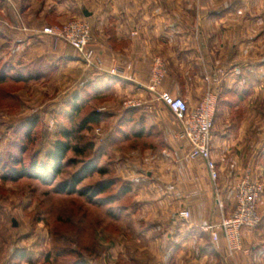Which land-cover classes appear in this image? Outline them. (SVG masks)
I'll list each match as a JSON object with an SVG mask.
<instances>
[{"label":"rangeland","instance_id":"obj_1","mask_svg":"<svg viewBox=\"0 0 264 264\" xmlns=\"http://www.w3.org/2000/svg\"><path fill=\"white\" fill-rule=\"evenodd\" d=\"M101 1L105 2V0H71V16L59 24L44 27L63 26L72 21L86 23L91 31L94 49L102 59L104 68L105 64L97 40L101 35V17H104L108 8H105ZM214 1L217 5L223 4L225 8L228 2L234 0ZM235 1L236 8L231 13L233 17L220 25V30L223 29L220 38L202 39L199 34L196 35L198 27L194 29L191 27L189 41L194 48L197 46L195 59L199 76L203 75L204 84L201 98L207 90L214 91L217 96H221L224 92L216 112L230 111L231 121L241 127L238 142L244 144L245 151L243 160H238L240 166L234 171V187L246 170H250L252 178L264 186V0H256L257 6H253L254 9L243 3L250 0ZM38 2L37 0V4ZM12 9L18 20V28L24 33L23 20L15 0ZM90 12L96 13L93 24L88 20ZM85 13L88 15L86 16ZM0 25L4 28H15L2 18ZM4 42L1 40L0 45ZM202 43L203 50L200 47ZM53 45L52 53L47 52L48 45L43 44L41 47L46 49L43 53L32 52L25 59L43 56L52 67H55L54 70L48 72L44 70V76L38 80L0 83V159L2 162H7V165H10L12 159L17 158H21L25 166H28L33 158L44 163L46 154L59 138L57 125L62 124L64 129L71 128V119H67L66 114L70 110L72 96L81 90L80 86L87 78L93 79L104 75L86 69L78 58L72 64L71 60L59 61L64 52L57 49L61 45H66L54 41ZM0 51L1 69L11 60V56L9 57V52H3L2 49ZM154 58H159L164 63L166 78L169 66L166 57L155 54L152 61ZM13 61L16 63L18 60ZM114 64L122 67V63L116 59L112 62V66ZM247 69L250 72H245ZM87 72H90V76ZM111 79L119 78L111 77ZM117 84L118 87L116 84L111 85L113 92L110 94L95 99L91 104L88 103L78 116L80 121L86 114L95 111L98 114H111L113 118L93 128L88 136L82 132L78 136L79 140L71 141L72 146L81 150L91 139L96 148L108 149V145L104 144L105 139L116 130L121 114L131 109L127 108L128 102L136 100L130 89L126 91V84L122 87L119 82ZM228 85L233 91L227 92L224 89ZM121 88L124 90L121 91ZM224 102L229 105L225 106ZM33 119L34 126L26 135L21 127ZM150 143V141L131 139L110 146L104 162L108 163L111 172L104 179L115 177L128 183V180H134L133 175L138 169L140 177L145 178V173L153 164L147 152ZM20 148H24L22 153L19 152ZM150 153L156 154L158 151ZM92 157L93 151L86 152L82 157L69 152L62 163L60 173L48 185L30 179L6 182L0 180V264H76L81 260L86 264H162L157 261L160 249L155 248L152 238L144 237L145 233L140 226L143 219L152 220L148 214L140 213L134 219L129 215V223L115 224L104 215V211L98 205H90L83 197L68 192H58L59 188L69 183L84 163ZM224 173L226 174V170ZM102 179L90 176L78 186V189L93 185ZM218 183V180L215 184L212 183L214 191L218 188ZM142 185L137 191H142L146 196L148 192ZM120 186L121 184H117L100 197L106 198L116 194ZM217 190L219 191V188ZM215 198L225 207L220 191ZM261 200L257 204L259 224L250 231L254 233L256 230H261L260 232L264 234V195ZM254 239L255 245L256 243L259 245L264 241V236L261 239L257 237ZM243 250L244 252L237 254L240 258L247 253H245L246 248ZM154 254L157 255V259Z\"/></svg>","mask_w":264,"mask_h":264},{"label":"crops","instance_id":"obj_2","mask_svg":"<svg viewBox=\"0 0 264 264\" xmlns=\"http://www.w3.org/2000/svg\"><path fill=\"white\" fill-rule=\"evenodd\" d=\"M38 1L37 4V0H15L26 30L24 33L18 28L15 11L0 1V19L17 29L0 25V41H5L0 45V49L9 52V57L11 56V60L4 65L24 66L43 60V71L54 70L55 67L43 56L29 60L25 57L32 52L43 53L46 50L41 47L43 44L48 45L46 51L52 53V39L41 36L39 32L45 25L59 24L70 17L71 0ZM101 3L108 8L104 17H101V35L97 40L105 64L104 69L111 68L115 59L122 63L124 75L131 81L118 79L119 85L122 87L126 84V91L130 89L133 98L140 103L138 108L131 109H137L146 131V141L151 142L147 152L153 164L149 166L145 178L140 177L138 169L133 175L134 180L128 182L132 184L136 204L130 216L134 219L140 213H146L148 217H152L151 221L143 219L140 226L145 233L144 237L152 238L155 248L160 249L157 261L162 264H264V241L255 245L254 239L264 236L261 230L254 233L242 232V247L246 248L247 252L242 258L239 255L226 257L223 241L213 243L206 232L209 226L218 223L222 216L230 213L234 201V171L240 166L238 160L244 158L245 146L238 142L241 127L231 121V112H218L213 128L211 152L212 160L221 174L217 187L222 194L224 207L223 203L217 202L215 198L218 197L219 191L218 188L214 191L204 163L184 159L188 147L170 112L145 90L152 57L159 54L166 57L169 65L167 77L160 90L182 98L190 108L196 106L201 99L204 84L203 75L199 76L195 59L197 46L194 48L189 41L190 30L198 27L196 35L199 34L202 39L220 38L223 34L220 25L233 17L231 13L236 8V1L228 2L225 8L223 4H215L214 0H105ZM243 3L252 8L257 6L256 0ZM85 14H89L88 20L93 24L96 13ZM133 33L135 35H132ZM200 45L203 50V43ZM61 46L57 51L64 54L58 60H71V64L74 63L77 60L74 52L66 46ZM223 49L225 51V48ZM15 59L18 60L16 63L13 61ZM126 66L131 67L129 71L125 70ZM245 72L250 71L247 69ZM87 74L90 76V72ZM107 79L111 77L103 75L93 79L87 78L84 82H92L97 86L104 84L103 81ZM116 85L118 87V84ZM124 88H121V91ZM224 89L233 91L229 85ZM151 151L158 153L152 154ZM141 185L148 192L146 196L142 191H137ZM259 209L261 210V207ZM182 211L189 212L188 221L179 218L178 215ZM154 256L158 258L156 254Z\"/></svg>","mask_w":264,"mask_h":264},{"label":"trees","instance_id":"obj_3","mask_svg":"<svg viewBox=\"0 0 264 264\" xmlns=\"http://www.w3.org/2000/svg\"><path fill=\"white\" fill-rule=\"evenodd\" d=\"M44 64L43 60H37L34 64L16 67L6 64L0 69V83L4 81L19 83L41 79L44 76ZM117 82H119V80L109 79L106 83L97 86L92 82L82 83V86H80L81 90L77 91L72 96L71 107L68 114H66L67 119H71V128L64 129L62 128V124L57 125V136H59V138L52 145L51 150L46 154L45 162L41 163L38 162L36 158H33L29 165L25 166L21 158H17L12 159L10 165H7V162H2L0 159V180L6 182L19 179H30L48 185L60 173L62 163L69 152L82 157L86 152L93 151V157L87 160L81 170L73 176L69 183L59 188L58 192H68L71 195L83 197L90 205H98L102 208V211H104V215L115 224L118 222L129 223V213L136 205L131 184L129 182L125 183L121 179L115 177L104 179V177L110 175L111 172L108 163L104 162V157L109 154L108 151L110 146H114L119 142H127L131 139L135 141H146V131L143 124H141L142 119L139 117L137 109H128L121 114L117 122L116 130L110 133L104 141V144L108 145L107 150L104 147L96 148L91 139L88 140L87 144L81 150L72 146L71 143L72 140H79L80 138H78V136L82 132L85 133V136H88V133L93 130V128L113 118L111 114H98L95 111H91L80 121L78 120V116L84 111L88 103L91 104L95 99H100L113 92L111 90V85L117 84ZM222 94H224V92ZM221 96H217L216 109L218 104H220ZM223 104H225V106L229 105L226 102ZM217 114L215 110L213 127ZM33 124L34 119L21 127L26 135L29 134L34 126ZM23 151L24 148H20L19 152L22 153ZM90 176H97L103 179L97 181L93 185L78 189V186ZM117 184H121V186L116 194L106 198L100 197L103 193L115 187ZM128 227L130 226L128 225ZM76 264L86 263L84 260H81Z\"/></svg>","mask_w":264,"mask_h":264},{"label":"built area","instance_id":"obj_4","mask_svg":"<svg viewBox=\"0 0 264 264\" xmlns=\"http://www.w3.org/2000/svg\"><path fill=\"white\" fill-rule=\"evenodd\" d=\"M0 1L12 7L14 0ZM39 34L51 38L55 43L59 42L70 47L86 69L112 78H124L131 81L124 75L123 67L114 64L108 70L103 68L102 59L94 49L91 31L86 23L72 21L63 26L44 27ZM125 70L129 71L130 66H126ZM165 76L164 63L159 58H154L145 90L155 101L161 103L177 122L180 134L188 147L184 159L190 162H203L210 181L215 184L219 178V172L212 160L211 152L217 94L207 90L198 104L190 108L182 98L160 90ZM139 106L138 101L132 100L128 102L127 108ZM263 195L264 186L252 178L250 170H246L233 189L234 203L230 213L207 228L206 232L213 243L223 241L226 257L233 258L244 252L242 232L253 230L258 226L257 204ZM220 208L222 209L221 206ZM178 216L182 221H188L190 218L187 211L180 212Z\"/></svg>","mask_w":264,"mask_h":264},{"label":"water","instance_id":"obj_5","mask_svg":"<svg viewBox=\"0 0 264 264\" xmlns=\"http://www.w3.org/2000/svg\"><path fill=\"white\" fill-rule=\"evenodd\" d=\"M86 15V14H85Z\"/></svg>","mask_w":264,"mask_h":264}]
</instances>
